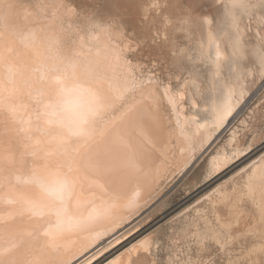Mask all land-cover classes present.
<instances>
[{
	"label": "snow or ice",
	"instance_id": "6c2138e0",
	"mask_svg": "<svg viewBox=\"0 0 264 264\" xmlns=\"http://www.w3.org/2000/svg\"><path fill=\"white\" fill-rule=\"evenodd\" d=\"M14 3L18 4L22 13L21 22L7 28L3 13L6 9H11ZM170 7L178 8L181 15L175 20L164 17L165 33L172 24H178L183 29L193 18L202 26H207L208 46L215 49L213 78L221 74L224 63L229 59L221 50L213 25L224 29L223 34L228 38L233 58L243 56L245 51L244 29L241 27L243 17H248L251 22L258 13V22L264 26V0H179L175 5L169 0H164L163 3L161 0H151L146 7L142 0H0V68H6L8 73L6 78L0 74V117L4 121L19 124L18 130L21 132H31L32 120L30 117L24 118L29 108L22 100L26 94L36 105L34 113L38 131L48 134L51 126L62 127L63 121L57 119V105L46 100L68 90L66 80L69 74L74 80L79 81L84 77L96 83L95 88L88 89L94 106L88 113L77 118L75 127L78 129L82 128L88 115L95 114L100 107L113 106L115 101L125 102L130 95L147 92L155 102L167 100L174 110L177 109L185 95L184 91L174 92L172 88L171 77L178 71L188 72V76L183 77L181 89H194L201 95L211 93L216 84L213 82L212 88L208 89L189 69L185 60L191 62L193 58L186 55L185 49H173L170 53L171 63H168L167 59L161 61L152 50L144 48L143 42L134 38V21L141 11L145 13L143 19H147L150 12H156L159 17ZM130 23L133 24L131 32L128 31ZM160 35L161 30L158 28L153 44L157 43ZM256 36L258 44L253 49V55L262 70L261 75L264 76V31H257ZM117 37L131 38L120 46L114 42ZM163 39L167 42V35ZM93 44L96 45L95 56L92 55ZM86 46L87 54L84 52ZM105 70H111L114 75L107 76ZM24 72L28 73L25 78L26 90L18 87L15 80L17 74ZM35 73H40L38 88H34L32 83ZM165 73H168L167 81ZM177 79L181 77L177 76ZM105 86L112 94L107 105L100 103ZM78 87L79 84L73 86L74 89ZM228 94L232 95V89H229ZM211 113L212 121L199 127L221 128L233 114V106L230 103H213ZM40 121L46 126L42 127ZM258 131L264 136V122ZM181 135H184L183 127ZM185 139L190 138L185 136ZM210 139L211 133L204 142ZM52 141H55L58 150L66 151L65 136L54 134ZM4 159L6 157L0 155V161ZM195 159L190 155L185 166L189 161L194 164ZM241 179L243 184L240 199L246 198L256 209L251 222L243 231L230 221L217 226L206 223L194 231L189 229L183 243L175 242L179 251L173 264H264V168L249 169ZM24 183L36 185L38 195H19L15 199L0 196V201L8 205L18 204V213L21 215L27 213L31 217L40 218L28 232L36 241L37 252L28 259L6 261L5 256L9 250L0 248V264H74V261L75 264H81L75 257L82 255L95 240L106 233L89 232L92 234L89 243L84 244L78 252L68 254L67 245L63 243L67 234L84 231V226L95 219L92 213L83 220L75 221L68 215L67 202L74 193L73 181L69 178L48 180L43 175L34 174ZM132 203L130 200L129 206ZM76 204H81L79 198ZM46 210L49 215L54 213V224L51 219H45ZM12 215V212H8V215L0 214V225ZM234 216L239 222L240 213L234 212ZM61 247L64 254L44 259L48 249L57 250ZM151 250L152 242L149 240L133 245L128 249L127 264H156L155 260L149 259ZM99 255L103 256V252ZM94 261L95 264H102L95 255L84 264H93Z\"/></svg>",
	"mask_w": 264,
	"mask_h": 264
},
{
	"label": "bare ground",
	"instance_id": "6f19581e",
	"mask_svg": "<svg viewBox=\"0 0 264 264\" xmlns=\"http://www.w3.org/2000/svg\"><path fill=\"white\" fill-rule=\"evenodd\" d=\"M21 14L18 4L14 3L11 9H6L3 13L4 25L7 28L17 25L21 22ZM244 18L248 19V17ZM246 22L245 20V24ZM243 24L241 27L244 29L246 41L247 33ZM257 31L256 29L253 31L256 44L252 46L245 42L243 56L233 58L228 38L223 34L224 29L213 28L221 50L229 58L224 63L223 69L226 68L231 75L229 79H226L220 74L219 80L215 83L212 63L215 58V49L214 47L210 49L208 46L207 26H205L203 38L198 43L201 55L210 64L211 85L214 82L216 87L211 93H206V101L200 107L201 117L195 111L187 113L183 105L184 100L174 110L167 100L157 103L151 95L145 92L142 95H130L125 102L115 101L113 106L100 107L95 114L88 115L87 121L82 124L81 129H78L75 127L77 118L81 114L88 113L89 109L94 106L93 97L88 89L90 87L95 88L96 83L84 77H81L79 81L74 80L69 74L66 80L68 90L59 96H52L46 100V102L57 105V119L63 121V126L53 125L48 134H43L36 129L37 120L34 113L36 105L25 94L22 100L29 105V108L24 118H31L33 125L31 132H21L18 130L19 124L4 121L3 117H0V155L6 157L0 161V196L13 199L19 195L37 196L39 190L36 185L24 183L34 174L43 175L48 180L69 178L73 181L74 193L71 200L67 202L68 215L73 217L75 221L83 220L89 213H92L95 219L84 226V231L68 233L63 243L67 245V251L70 255L73 252H78L84 244L89 243L92 238V234L89 232H105L106 234L95 240L87 251H84L82 255H77L75 260H80L81 264H84L85 261L92 260L94 255L97 257L106 247L85 258L93 249L101 245L100 242L103 237L110 235L147 204L159 191L162 181L172 170L175 168L177 170L184 169L186 167L185 161L190 155L194 156L196 149L198 154L205 152L210 147L209 145L232 124L248 95L245 76L251 78L255 71L260 78H264L261 75L262 70L259 63L253 55V49L258 44ZM248 32L250 33V31ZM116 40L115 43H117ZM84 52L88 53L87 46L84 48ZM95 54L96 45L93 44L92 55L95 56ZM101 55H103L102 48ZM247 56L257 64V69L254 71L253 69L245 70L242 67V62L246 60ZM101 68L103 69V64ZM0 74L6 78L7 69L0 68ZM105 74L109 77L114 75L111 70H105ZM27 75L28 73L24 72L15 77L16 84L21 89L26 90L25 78ZM39 75L40 73L33 74L34 88L40 87ZM75 84H79L76 89L73 88ZM229 89H232L231 96L228 94ZM184 90L182 89V91ZM197 95L201 96L199 93ZM101 97L100 103L104 105H107L112 99V94L106 86ZM185 98L186 94L184 95ZM189 102L193 110L199 108L190 94ZM164 103L175 115L174 126L169 124L163 109ZM213 103L216 105L230 103L233 106V114L228 117L221 128L199 127V125L212 121L211 108ZM39 123L42 127L46 126L43 121ZM181 127H183L184 135H181ZM209 133H211V139L205 143V138L208 137ZM54 134L63 135L67 138L66 151L57 149L55 141H52ZM185 136L190 139L186 140ZM234 142V137H232L229 144L233 145ZM235 147L236 149L230 153L222 150L210 158L205 182L242 161L254 150L251 144L243 150L238 149V145ZM252 168H264V155L254 159L250 166L243 167L239 174H244ZM240 182L242 186L243 180ZM241 186L239 190L236 187L238 192L234 188L233 192L231 191L232 195L224 190L223 192L222 190L215 191L216 197L211 200L210 204V206L212 205L215 226L230 221L240 230H244L245 226L251 222L256 209L246 198L240 199ZM257 197L259 198V193ZM77 198L81 201L80 205L76 204ZM130 200L133 202L131 206H129ZM85 201L86 203H84ZM242 201L248 202L251 207H242ZM18 208V204L8 205L0 201V214L13 213L10 219H6L0 225V248L9 250L5 256L6 261L28 259L37 252L36 241L28 235V232L33 229L40 218L31 217L27 213L21 215L18 213ZM237 211L240 213L239 222L234 216V212ZM45 219H51L54 224L56 217L54 213L49 215L46 210ZM120 238L114 239L107 246L119 241ZM143 240L149 239L143 238L133 245ZM133 245L128 246L131 248ZM129 248L120 254L117 253L118 255L104 264H127ZM62 254H64L62 247L57 250L48 249L44 259L56 258ZM82 259L84 260L82 261Z\"/></svg>",
	"mask_w": 264,
	"mask_h": 264
},
{
	"label": "rangeland",
	"instance_id": "374dc122",
	"mask_svg": "<svg viewBox=\"0 0 264 264\" xmlns=\"http://www.w3.org/2000/svg\"><path fill=\"white\" fill-rule=\"evenodd\" d=\"M161 2L163 3L164 0H161ZM169 2L175 5L179 0H169ZM142 3L146 7L151 3V0H142ZM222 10L221 8V13ZM144 15L145 13L141 11L134 21L136 32L134 38L143 42L144 48L152 50L154 55L161 61L167 59L168 63H171L170 53L173 49L177 51L185 49L186 55H191L193 58L191 62L185 60V63L204 82L205 86L211 89L210 64L201 55L198 43L203 38L205 26H202L198 20L193 18L191 23L185 25L183 29L178 24H172L165 33L163 30L164 17L168 16L172 20L176 19L177 16L181 15L178 8L170 7L165 9L159 17H157L156 12H150L147 19H143ZM257 15L259 14L257 13L253 16L251 22L244 17L242 19V24L244 23L243 26L245 25L244 28L247 33L245 42L252 46L257 42L253 36L254 29L264 31V27L258 22ZM245 20L247 21L246 24ZM158 28L161 30V35L157 43L153 44ZM213 28L217 29L218 27L214 24ZM128 31H133V24H129ZM164 35L168 37L167 42L163 39ZM129 38L131 37H117V40L116 38L115 40L120 46H123ZM242 63V67L245 70L253 69L254 71V69H257V64L249 56ZM221 74L226 79H229L231 76L226 68L223 69ZM253 74L251 78L245 76L244 80L248 95L244 99L241 110L232 124L221 133L205 152L203 151L204 154L202 152L198 154L197 149L194 151V157L196 158L194 164L190 162L182 170H177L176 168L172 170L162 181L159 191L147 204L128 221L124 222L123 225L119 226L120 228L117 227V229L110 233L111 236L108 234L103 237L100 242L102 246H97L85 258L106 247L107 251L105 249L102 251L103 256H97V259L104 264L139 240L148 238L152 242V255L149 259L155 260L156 264H173L176 259V253L179 251V246L175 242L180 241L183 243L185 234L188 233L189 229L194 231L198 226L203 227L206 223L215 226L212 205L210 206L211 200L216 197L215 191L222 190L223 192L224 190L232 195L234 188L235 191L239 190L241 186L240 181H242L241 176L243 175L239 174L241 169L250 166L254 159L264 155V136L260 135L258 131L261 123L264 122V78H260L255 71ZM177 76L181 77V79L178 80ZM186 76H188L187 71H178L171 77L173 91L182 90L180 86L183 83V77ZM164 78L167 81L168 73H165ZM218 80L219 77L214 78L215 83ZM184 91H186V98L183 101V105L186 112L191 113L195 111L201 117L202 112L200 107L205 103L208 93L206 92L207 94L198 96L194 89H185ZM189 94L197 102L198 109L193 110L189 102ZM163 105H165L163 109L165 110L164 112L167 115L169 124L174 126L176 122L174 113L167 107V104L164 103ZM232 137H234L235 142L233 145H230L229 140ZM250 144L254 150L248 156L212 178V181L205 182L210 158L222 150L230 153L236 149V145H238V149L243 150ZM241 204L244 208L251 207L245 201H242ZM118 237H121L119 241L107 246Z\"/></svg>",
	"mask_w": 264,
	"mask_h": 264
}]
</instances>
